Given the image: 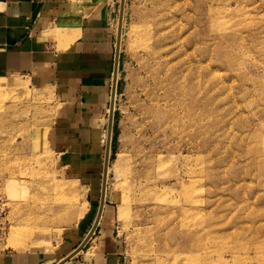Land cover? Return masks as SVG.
Instances as JSON below:
<instances>
[{"label": "rangeland", "instance_id": "obj_1", "mask_svg": "<svg viewBox=\"0 0 264 264\" xmlns=\"http://www.w3.org/2000/svg\"><path fill=\"white\" fill-rule=\"evenodd\" d=\"M111 23L104 208L122 264H264V0H115ZM14 79L0 88V246L35 230L24 249H52L75 225L91 242L104 170L69 179L47 140L55 94L0 81Z\"/></svg>", "mask_w": 264, "mask_h": 264}, {"label": "crops", "instance_id": "obj_2", "mask_svg": "<svg viewBox=\"0 0 264 264\" xmlns=\"http://www.w3.org/2000/svg\"><path fill=\"white\" fill-rule=\"evenodd\" d=\"M114 2L0 0V78L21 77L34 89L55 94L47 140L69 179L85 184L91 171L104 170L109 118L104 145L102 125L111 104L116 56ZM96 230L93 240L64 264H122L113 212L104 208ZM87 233L75 225L52 249L0 246V264H57Z\"/></svg>", "mask_w": 264, "mask_h": 264}, {"label": "water", "instance_id": "obj_3", "mask_svg": "<svg viewBox=\"0 0 264 264\" xmlns=\"http://www.w3.org/2000/svg\"><path fill=\"white\" fill-rule=\"evenodd\" d=\"M121 27V25H120ZM119 33H120V28H119ZM118 65H119V49L118 46L116 45V56H115V69H114V80H113V89H112V98H111V104L110 107L111 109L113 108L114 105V101H113V96L114 94H116V84H117V79H116V74L118 71ZM113 117H114V110L113 112L110 113V117H109V134H112V129H113ZM112 137V136H111ZM110 146H111V139L109 140L107 146H106V160H105V164H104V172H103V180H102V192H101V201H100V206H99V217L98 219L94 222L93 226H92V231L97 229L98 223L100 221V217L102 215L104 206H105V191H106V177H107V170H108V162H109V151H110ZM91 233V232H90ZM81 242V244L75 249L73 250V252H71L69 255H67L63 260H61L60 262H58L57 264H64L67 261H69L73 256H75L79 251H81L86 244L88 243V241L91 239L92 234H90Z\"/></svg>", "mask_w": 264, "mask_h": 264}, {"label": "bare ground", "instance_id": "obj_4", "mask_svg": "<svg viewBox=\"0 0 264 264\" xmlns=\"http://www.w3.org/2000/svg\"><path fill=\"white\" fill-rule=\"evenodd\" d=\"M118 72V71H117ZM116 76H117V74H116ZM6 87V88H8V89H12V90H15L16 88H19V87H22V82H20L19 80H16V79H14V80H6V81H0V88H2V87ZM45 96V95H44ZM43 98V97H42ZM113 101H114V96H113ZM111 108V107H110ZM113 110H114V105H113V108L111 109V112H113ZM110 112V113H111ZM111 138H110V134L108 135V142H109V140H110ZM110 152V151H109ZM106 160V159H105ZM108 171V170H107ZM13 172V171H12ZM11 175V174H10ZM7 186L13 191V194L17 191L16 189H17V186H18V181L16 180V178H10V179H8L7 181ZM23 188V187H22ZM11 195V194H10ZM12 196V195H11ZM104 198H105V196H104ZM58 203V204H57ZM55 202V204L53 205L55 208H57V209H59V206H61L62 205V203H60V202ZM60 204V205H59ZM61 208V207H60ZM76 209V208H75ZM73 207L70 209V210H68V211H66V212H76V210H75ZM73 214V213H72ZM71 215V214H70ZM72 216V215H71ZM98 217H99V215H98ZM98 217H97V219H98ZM96 219V220H97ZM95 220V221H96ZM35 232V230L33 231H29V230H27V231H24V235H22V233H21V235H18V233H14L13 232V234H11L10 236H9V238L8 239H6V244L8 245V246H10V247H13V248H17V249H24L25 247H27L28 245H27V238H29L33 233ZM38 232H43V231H41V230H36V233H38ZM5 243V242H4ZM3 243V244H4ZM5 245V244H4Z\"/></svg>", "mask_w": 264, "mask_h": 264}, {"label": "built area", "instance_id": "obj_5", "mask_svg": "<svg viewBox=\"0 0 264 264\" xmlns=\"http://www.w3.org/2000/svg\"><path fill=\"white\" fill-rule=\"evenodd\" d=\"M4 210V202H3V198L0 197V213L3 212ZM2 230V228L0 227V231ZM95 234V233H94ZM92 238V237H91Z\"/></svg>", "mask_w": 264, "mask_h": 264}]
</instances>
